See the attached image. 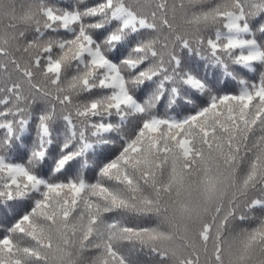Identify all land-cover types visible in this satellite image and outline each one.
<instances>
[{"label":"snow or ice","instance_id":"6c2138e0","mask_svg":"<svg viewBox=\"0 0 264 264\" xmlns=\"http://www.w3.org/2000/svg\"><path fill=\"white\" fill-rule=\"evenodd\" d=\"M257 210L264 0H0V264H264Z\"/></svg>","mask_w":264,"mask_h":264},{"label":"trees","instance_id":"16d2710c","mask_svg":"<svg viewBox=\"0 0 264 264\" xmlns=\"http://www.w3.org/2000/svg\"><path fill=\"white\" fill-rule=\"evenodd\" d=\"M54 2L61 4L62 6L68 5L70 3H73L74 0H54ZM88 4H94L99 2V0H87ZM63 35V33H61ZM241 75L245 76L249 80L256 79V74L255 73H247V72H241ZM209 75H212V70H209ZM226 88L228 90H233L235 88V83L232 81H228ZM163 110V109H162ZM89 176L91 177V173H89ZM255 216L259 217L261 215H264V213H261L259 210H257L254 213ZM134 258L138 261V264H154V260L149 257L146 253H140L136 254Z\"/></svg>","mask_w":264,"mask_h":264}]
</instances>
